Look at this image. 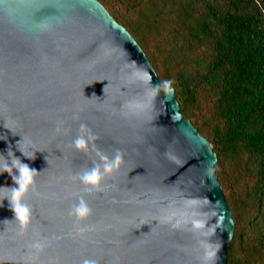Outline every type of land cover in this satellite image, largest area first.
<instances>
[{
	"label": "water",
	"instance_id": "water-1",
	"mask_svg": "<svg viewBox=\"0 0 264 264\" xmlns=\"http://www.w3.org/2000/svg\"><path fill=\"white\" fill-rule=\"evenodd\" d=\"M9 149L36 173L22 236L0 173V264H226L216 155L96 0H0V167ZM117 151L119 168L85 186Z\"/></svg>",
	"mask_w": 264,
	"mask_h": 264
},
{
	"label": "trees",
	"instance_id": "trees-1",
	"mask_svg": "<svg viewBox=\"0 0 264 264\" xmlns=\"http://www.w3.org/2000/svg\"><path fill=\"white\" fill-rule=\"evenodd\" d=\"M97 1L141 48L161 92L173 89L181 116L209 143L233 225L240 180L264 224V0H118L124 16L108 0ZM226 160L236 170L221 169Z\"/></svg>",
	"mask_w": 264,
	"mask_h": 264
},
{
	"label": "clouds",
	"instance_id": "clouds-1",
	"mask_svg": "<svg viewBox=\"0 0 264 264\" xmlns=\"http://www.w3.org/2000/svg\"><path fill=\"white\" fill-rule=\"evenodd\" d=\"M165 88H168V85L165 84ZM59 130V129H58ZM81 131H86V129L82 126ZM94 137L89 136V141L93 140ZM75 146L78 150L86 149V141L82 137L78 138L75 141ZM20 150V149H19ZM21 151V150H20ZM22 152V151H21ZM22 154L26 156L23 152ZM7 156L11 159V164L5 163L3 167H0V173H8L11 177L15 187H5L6 192L3 196V200L7 199L10 203L11 210L14 214V219L18 223L19 226V235H24L29 224H30V209L29 207L23 203V198L27 193L29 187L33 184V179L36 171L31 169L28 164L23 163L18 157L14 155L11 149L8 150ZM101 160L103 162V170L99 167L92 169L91 171L85 173L80 179L85 186L99 189L100 182L105 175L112 174L115 170H117L122 162V157L119 151H117L113 160L108 161L106 157L101 156ZM13 170H15V175L13 174ZM79 220L85 219L90 214V209L87 205L81 201L79 206L76 207L72 213ZM196 227H202L200 223H196ZM43 245L39 242L33 244V248L36 251L42 250ZM84 264H91L90 261H84Z\"/></svg>",
	"mask_w": 264,
	"mask_h": 264
},
{
	"label": "rangeland",
	"instance_id": "rangeland-1",
	"mask_svg": "<svg viewBox=\"0 0 264 264\" xmlns=\"http://www.w3.org/2000/svg\"><path fill=\"white\" fill-rule=\"evenodd\" d=\"M107 4L111 7L112 11L115 10L119 15L124 16V5L121 2L118 0H108ZM103 9L105 10L104 7ZM221 169L230 172L236 170L232 165V160L224 161ZM236 184L233 196L237 199L235 211L239 216V220L236 227L233 225L232 237L229 241H233V244L229 252V259L233 264L234 262L235 264H264V224L262 223V218L255 215V202L248 198L245 199L244 189L246 187L243 181L240 180ZM226 197H231L229 192H226ZM240 233L246 237H239Z\"/></svg>",
	"mask_w": 264,
	"mask_h": 264
}]
</instances>
